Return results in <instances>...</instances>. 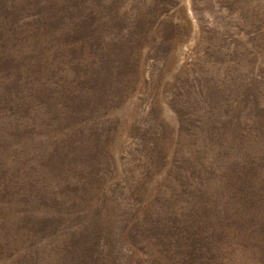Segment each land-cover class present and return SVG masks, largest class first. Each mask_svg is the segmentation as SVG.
Returning a JSON list of instances; mask_svg holds the SVG:
<instances>
[{
	"label": "rangeland",
	"instance_id": "obj_1",
	"mask_svg": "<svg viewBox=\"0 0 264 264\" xmlns=\"http://www.w3.org/2000/svg\"><path fill=\"white\" fill-rule=\"evenodd\" d=\"M0 264H264V0H0Z\"/></svg>",
	"mask_w": 264,
	"mask_h": 264
}]
</instances>
